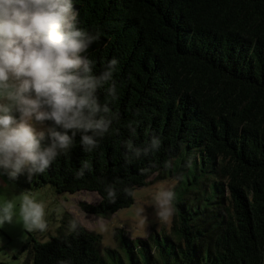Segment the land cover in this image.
Returning a JSON list of instances; mask_svg holds the SVG:
<instances>
[{
  "label": "trees",
  "instance_id": "16d2710c",
  "mask_svg": "<svg viewBox=\"0 0 264 264\" xmlns=\"http://www.w3.org/2000/svg\"><path fill=\"white\" fill-rule=\"evenodd\" d=\"M73 3L79 27L100 34L85 53L95 62L94 73L102 75L109 60H118V98L109 105L117 118L91 151L78 133L47 170L17 179L26 187L94 192L99 201L82 202L83 209L106 214L131 205L134 188L150 175L176 169L183 183L180 193L172 190L178 241L152 246L117 230L129 264H263L264 0ZM105 88L98 91L102 104ZM192 155L194 167L184 172L180 160L189 156L191 163ZM109 188L115 202L109 201ZM192 188L203 189L205 197L211 193L215 216H190L185 195ZM33 239L28 235L22 248H29L28 263L126 264L111 248L107 260L99 236L80 223L43 243ZM167 244L177 263L155 256L168 254Z\"/></svg>",
  "mask_w": 264,
  "mask_h": 264
},
{
  "label": "clouds",
  "instance_id": "9594fccd",
  "mask_svg": "<svg viewBox=\"0 0 264 264\" xmlns=\"http://www.w3.org/2000/svg\"><path fill=\"white\" fill-rule=\"evenodd\" d=\"M78 17L73 0H0V175L9 180L43 173L67 154L78 133L91 151L117 118L109 105L118 98V60H109L102 75L94 73L95 62L85 53L100 34L79 27ZM152 147L159 148L158 139ZM107 194L115 202V190ZM174 198L169 188L155 193L161 223L173 216ZM17 215L28 231L47 229L44 204L28 194L18 209L15 200L0 203V225Z\"/></svg>",
  "mask_w": 264,
  "mask_h": 264
},
{
  "label": "rangeland",
  "instance_id": "374dc122",
  "mask_svg": "<svg viewBox=\"0 0 264 264\" xmlns=\"http://www.w3.org/2000/svg\"><path fill=\"white\" fill-rule=\"evenodd\" d=\"M180 163L185 168L184 172L191 166L194 167L193 155L191 163L189 156L180 160ZM174 172L172 173L170 167H166L150 175L145 185L134 188L131 205L106 214H93L83 209L82 202L96 204L99 201V196L94 192H60L50 184L40 186L31 184L30 187H26L19 179L9 180L6 175H0V203L15 200L18 209L22 194H28L44 204L47 223V229L44 231H28L17 215L11 224L0 225V264H32V260L28 263L29 248L22 250L28 235H31L33 240L43 243L61 233L71 232L77 223L99 236L100 250L107 260H109L107 249L111 248L118 252L126 264L130 263L129 258L117 230L122 231L126 238L133 241L146 239L152 246L155 242H166L167 238L178 241V235L173 230L175 212L167 223H161L154 205V195L157 190L169 188L175 191L180 189L179 193L182 191L181 178H177L176 169ZM184 178L185 176L182 175V179ZM202 187L208 191L206 184H202ZM193 189L185 195V201L189 203L187 207L191 208L190 216L201 220L208 219L211 214L215 216L214 198L210 199L211 193L205 197L202 196L205 194L202 192L203 189ZM170 246L168 244L165 246L168 254L156 253L155 256L160 260L168 257L173 263H177L175 253ZM138 255L142 253L138 251Z\"/></svg>",
  "mask_w": 264,
  "mask_h": 264
},
{
  "label": "water",
  "instance_id": "95a60500",
  "mask_svg": "<svg viewBox=\"0 0 264 264\" xmlns=\"http://www.w3.org/2000/svg\"><path fill=\"white\" fill-rule=\"evenodd\" d=\"M264 264V263H263Z\"/></svg>",
  "mask_w": 264,
  "mask_h": 264
}]
</instances>
